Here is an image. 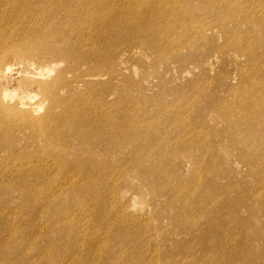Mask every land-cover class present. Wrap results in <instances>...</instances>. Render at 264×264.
Segmentation results:
<instances>
[{
  "label": "rangeland",
  "instance_id": "obj_1",
  "mask_svg": "<svg viewBox=\"0 0 264 264\" xmlns=\"http://www.w3.org/2000/svg\"><path fill=\"white\" fill-rule=\"evenodd\" d=\"M19 2L0 264H264V0Z\"/></svg>",
  "mask_w": 264,
  "mask_h": 264
},
{
  "label": "bare ground",
  "instance_id": "obj_2",
  "mask_svg": "<svg viewBox=\"0 0 264 264\" xmlns=\"http://www.w3.org/2000/svg\"><path fill=\"white\" fill-rule=\"evenodd\" d=\"M9 4H10V7L12 6V7H16V6H20V5H22L23 4V2H19V0H9ZM2 16H0V18H1ZM22 38H23V36H22ZM21 38V39H22ZM20 39V40H21ZM24 41V40H23ZM24 46L26 47V49H27V52H26V54L25 55H28V53H31V52H35V51H37L38 50V47H37V44H36V42L35 41H30V42H28L27 40L26 41H24ZM23 46V47H24ZM41 55H43L44 57H42V58H47V57H49V56H53L51 53H49V52H46V51H42L41 53H40ZM4 81L6 82V81H8L6 78H4V79H2V84H3V87H4V90H7L8 88V85H5L4 84ZM7 83V82H6ZM67 120V119H66ZM62 121H65V119L64 120H62ZM49 124H50V122H49ZM53 127V123L48 127V129L47 130H49L50 128H52ZM45 144H47V142H45Z\"/></svg>",
  "mask_w": 264,
  "mask_h": 264
}]
</instances>
